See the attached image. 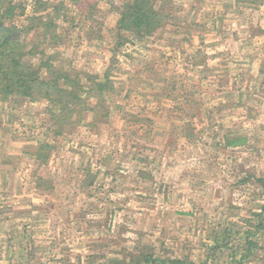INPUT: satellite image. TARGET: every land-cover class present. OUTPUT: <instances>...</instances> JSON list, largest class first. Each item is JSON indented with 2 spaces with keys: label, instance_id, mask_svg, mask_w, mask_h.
Returning a JSON list of instances; mask_svg holds the SVG:
<instances>
[{
  "label": "rangeland",
  "instance_id": "1",
  "mask_svg": "<svg viewBox=\"0 0 264 264\" xmlns=\"http://www.w3.org/2000/svg\"><path fill=\"white\" fill-rule=\"evenodd\" d=\"M94 1L98 16L86 26L102 39L74 29L60 57L101 75L126 0ZM165 5L178 26L124 63L136 71L127 84L141 90L134 111L154 119L151 130L116 118L97 135L59 138L38 167L23 154L38 133L21 123L39 128L43 105H19L0 127V264H137L144 247L164 264H264V0ZM186 33L202 49L193 63ZM172 80L177 91L161 96ZM186 90L193 103L184 106ZM230 136L247 144L227 148Z\"/></svg>",
  "mask_w": 264,
  "mask_h": 264
},
{
  "label": "trees",
  "instance_id": "2",
  "mask_svg": "<svg viewBox=\"0 0 264 264\" xmlns=\"http://www.w3.org/2000/svg\"><path fill=\"white\" fill-rule=\"evenodd\" d=\"M168 2L126 0L117 6L118 18L110 46L111 58L100 75L87 73L75 61L73 63L60 57L63 44L74 29L84 31L89 42L102 39L93 23L86 26L98 16V5L94 0H31L30 4L28 0H0V127L3 128L5 123H14L16 107L26 102L42 104V114L46 117L39 128L37 122L21 123L22 129L34 130V135L38 133L27 138L35 144L26 146L23 154L41 167L49 162L56 147L53 144L59 138L67 139L83 129L97 135L100 127L110 126L116 118L132 128L138 125L150 130L153 128V118L143 116L141 111H134V98L141 90L133 84H127L131 79L125 75L135 77L136 71L127 74L124 72V63L128 59L134 60L132 53L137 44L157 37L168 26H178V23L174 24L175 16L166 10L165 3ZM188 34L184 41L192 42ZM192 44L189 43L186 58L190 59V63L195 59L191 58L192 55L198 56L202 50L201 46ZM156 65L149 64V67L155 71ZM173 80L167 82L161 96L169 97L177 91L176 81ZM191 94L192 90L179 94L182 105L193 103L190 102ZM20 133L26 135L23 130ZM247 141L244 137L230 136L226 139L225 147L235 148L247 144ZM91 171L90 167L87 170L88 177ZM138 174L149 176L143 170L138 171ZM96 179L88 184L89 187L95 184ZM41 180H37L38 188L44 185ZM257 227L258 231L264 229V217ZM257 241L256 236L249 242L252 251L260 249ZM140 263L164 264L153 258L152 250L148 247L143 248L141 258L137 261V264Z\"/></svg>",
  "mask_w": 264,
  "mask_h": 264
}]
</instances>
